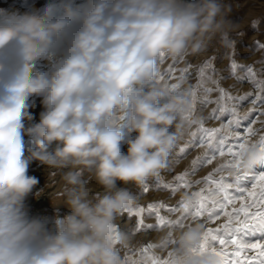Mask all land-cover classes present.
<instances>
[{"label":"clouds","instance_id":"obj_1","mask_svg":"<svg viewBox=\"0 0 264 264\" xmlns=\"http://www.w3.org/2000/svg\"><path fill=\"white\" fill-rule=\"evenodd\" d=\"M225 0H33L0 9V264H124L118 217L169 164L193 110L182 84L160 81L164 58L228 47L236 25ZM39 107V112H36ZM38 117V119H37ZM71 167L63 215L33 212V164ZM241 167H264L248 146ZM94 173L104 189L82 181ZM201 228L178 234L172 264H219L198 248Z\"/></svg>","mask_w":264,"mask_h":264},{"label":"rangeland","instance_id":"obj_2","mask_svg":"<svg viewBox=\"0 0 264 264\" xmlns=\"http://www.w3.org/2000/svg\"><path fill=\"white\" fill-rule=\"evenodd\" d=\"M33 3V0H0V9L25 10V7ZM38 3H43V0H38ZM225 3L231 4L232 12L230 13V19L234 22L236 27L229 32L228 40L231 41V45L228 47L220 46L217 42H213L208 49L200 54H190L176 60L164 58L160 61L159 74L166 73L169 68H172L171 78L164 76L161 77L160 81L166 86L175 84H182L188 87L192 92H195L196 98L193 102V122H199L206 119L212 111L214 105L212 104H201L204 99L215 100V93L206 95L204 89L211 87V81L214 79L221 87L229 89L233 95H244L245 93L258 94L257 90L254 89L251 79H244L248 76V73L243 70L244 66L252 65L257 73L264 68V47H257V44L264 45V0H225ZM209 61L210 65L205 68V78L200 79L198 69ZM235 62L236 68L231 72L229 71V65ZM184 69H188V73L183 72ZM184 76L183 79H180ZM237 76L240 79H237ZM255 79H264L257 75ZM199 84V87L197 85ZM222 107L225 111L232 110V102ZM37 107L36 112H39ZM262 109L256 108L251 103V98L243 102L238 103L236 112L238 116H243L246 113H251L248 120L240 121V126L237 130V135L248 137V141L244 143L240 151L236 155V159L229 165L228 159H230V153L225 150L223 156L217 157L214 161L216 166H225L226 171L221 175L226 179H231L232 176L246 175L249 179L255 175L256 189H252L248 186L250 191L255 192L261 183L260 174L264 173V167H258L253 171H247L241 167V157L247 150L248 146H264L259 144V136H264V131H261L262 124L264 121V115H261ZM190 114V113H189ZM189 117V115H188ZM38 119V117H37ZM235 119V117H226L225 122L228 120ZM220 122L218 120L207 121L205 127L207 128H218ZM246 129L248 131H246ZM195 127L189 129L184 122V127L180 135V139L174 150L178 152V146L183 145L185 141L189 139L187 135L188 131H195ZM251 130H256L257 135H251ZM225 133H228V129L225 128ZM225 136L226 140H231L232 135ZM233 147L231 144L227 145V148ZM199 151V149H197ZM172 156L169 159V164H173L176 172L182 171L191 160V156L182 160H174ZM197 154L193 152V155ZM168 164V165H169ZM211 166H205L194 179H200L206 175L210 170ZM168 167L162 171L159 175L163 174L166 179H171L167 171ZM33 174L40 178V184L37 186V190H41L40 196L36 197L35 193L31 198V204L33 212L36 214L46 215L50 218H55L57 215H63L67 209L63 205L66 191L72 187L68 185L64 180V176L69 171H76V169L69 167L65 168H50L47 166H39V162L33 164ZM158 176V175H157ZM82 181L85 185L92 190L90 195L97 193L103 194L104 189L98 184L93 172L84 170L81 176ZM155 177L148 181L149 191L145 193L143 190L138 189L135 185H127L126 187L134 194H136V203L131 208L125 210L116 221L117 233H125L128 236L126 245L117 246L124 264H172L171 250L176 247L177 236L179 233L184 231L186 228L192 227L194 224H199L201 228L200 240L198 242V248L191 251H185L184 255L188 256L197 251H208L215 253L219 258V264L221 259L228 261L229 257L226 254L220 256L215 252V249H208L206 240H203L204 233L206 231L205 223L201 220H188L183 225H177L175 223L176 217H169L167 222L157 221L154 217H147L144 219L145 225H157L155 228H142L137 226V217L135 215L129 216L128 211L135 208L138 205H147L151 201H166L170 204H175L177 200L183 199L187 203H191L193 200L192 196L187 193H181L176 195L172 199H169V193L167 191L156 190L153 187L152 182ZM251 200V197H249ZM243 203L242 200L238 201ZM219 221L210 222L207 225L209 231L216 228ZM210 238V237H209ZM255 242V241H253ZM264 243V241H261ZM219 247V245H217ZM250 255L257 258L259 257V249L251 250ZM244 254L236 253L231 264H235L236 258H243ZM251 264V262H250ZM258 264V260H257Z\"/></svg>","mask_w":264,"mask_h":264},{"label":"snow or ice","instance_id":"obj_3","mask_svg":"<svg viewBox=\"0 0 264 264\" xmlns=\"http://www.w3.org/2000/svg\"><path fill=\"white\" fill-rule=\"evenodd\" d=\"M257 47L264 45L257 44ZM163 61V60H162ZM161 61V62H162ZM264 64V61L261 62ZM210 65L209 61L198 69L200 79H204L205 68ZM236 68L233 61L229 65L231 72ZM243 70L248 73L244 79H251L254 89L258 94L245 93L244 95H233L229 89H225L212 79L211 87L204 89L206 95L215 93V100L204 99L201 104L214 105L211 114L204 120L193 122V113L186 118V124L195 131H188L189 139L183 145L178 146V152L173 154L174 160H182L191 156L188 165L179 172L174 170L173 164L168 165V173L171 179H166L163 174L155 177L152 182L156 190L167 191L169 199L181 193H187L193 197L191 203L185 200H177L175 204L166 201H151L147 205H138L128 211V215L137 217V226L142 228H155L157 225H145L144 219L154 217L157 221L167 222L169 217H176L175 223L183 225L188 220H201L205 223L206 231L203 240H206L208 249H215V252L228 255V261L221 259V264H231V260L236 253L244 254L243 258H236L235 264H264V258H257L250 255L251 250L259 249V257H264V173L260 174V186L253 192L248 186L256 189V176L250 179L246 175L232 176L231 179L224 178L221 174L226 171L225 166H216L214 161L218 155L223 156L225 150L230 153L228 159L229 165L236 159L237 153L248 137L237 135L240 121L248 120L251 113L238 116L236 108L238 103L251 98L254 107L264 110V79H255L257 75L264 77V68L259 73L255 71L254 66H244ZM185 74L188 69H184ZM161 77L171 78L172 68L166 73H160ZM181 76L180 79H183ZM239 80L240 77L237 76ZM199 87V84L197 85ZM193 101L196 98L195 92H192ZM232 102V110L225 111L222 107L228 102ZM264 115V111L261 112ZM226 117H235V119L225 122ZM218 120V128H207V121ZM261 131H264V121L261 122ZM225 128L229 131L225 133ZM246 131H248L246 129ZM232 135L231 140H226L225 136ZM251 135H257L256 130H251ZM259 144L264 146V136H259ZM231 144L233 147L227 148ZM199 149V151H197ZM193 152L197 154L193 155ZM211 166L206 175L200 179H194L205 166ZM143 191H149V185L146 184ZM251 197V200H249ZM242 200L243 203L238 201ZM219 221L216 228L208 230L207 225L210 222ZM210 237V238H209ZM255 241V242H253ZM219 245V247H217Z\"/></svg>","mask_w":264,"mask_h":264}]
</instances>
